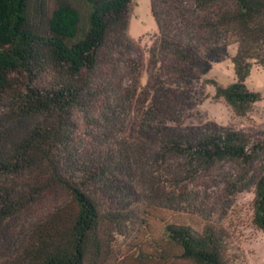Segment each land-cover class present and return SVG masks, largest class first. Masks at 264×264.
Listing matches in <instances>:
<instances>
[{
	"label": "trees",
	"instance_id": "trees-1",
	"mask_svg": "<svg viewBox=\"0 0 264 264\" xmlns=\"http://www.w3.org/2000/svg\"><path fill=\"white\" fill-rule=\"evenodd\" d=\"M150 4L160 40L142 88L146 52L128 34L134 0H0V264H109L128 197L112 178L129 154L148 153L182 184L231 164L228 184L254 188L252 221L264 232V126L193 139L137 122L125 136L150 97L174 116L179 94L159 87L182 84L202 55L232 45L236 81H212L215 98L241 116L262 101L246 81L254 65L264 69V0ZM147 133L151 149L142 145ZM163 240L182 261L231 264L213 228L169 223Z\"/></svg>",
	"mask_w": 264,
	"mask_h": 264
},
{
	"label": "rangeland",
	"instance_id": "rangeland-1",
	"mask_svg": "<svg viewBox=\"0 0 264 264\" xmlns=\"http://www.w3.org/2000/svg\"><path fill=\"white\" fill-rule=\"evenodd\" d=\"M134 2L128 34L146 52L140 83L143 88L148 85L150 51L160 40V34L151 13L150 0ZM236 53L237 45H232L215 54H204L192 71L194 77L180 85L163 84L159 89L163 87L166 91L179 94L174 100V116L158 110L153 105L156 99L150 97L144 109L133 112L125 136L132 134L137 122L164 132L182 129L193 139L210 131L263 127V68L254 65L246 81L248 89L261 93L263 100L245 116L236 115L223 99L215 98L212 81L223 87L236 81L232 62ZM110 125L106 123V126ZM106 131H110L108 127ZM147 137L148 140H141L142 145L151 149L154 147L153 135L147 133ZM101 139L97 132V146L101 144ZM127 159L124 172L112 178L128 197L121 200L125 226L115 236L114 257L109 264H192L175 257L174 250L164 242L165 227L169 223L188 226L199 232L208 228L220 231L231 264H264V232L258 230L252 221L254 188L243 192L232 191L228 184L234 171L231 164L215 171L201 172L198 178L182 184L174 178L178 175H169V169L158 172L148 153L140 156L129 154ZM161 254L167 257L166 260H160ZM141 256L151 259L146 261L140 259Z\"/></svg>",
	"mask_w": 264,
	"mask_h": 264
}]
</instances>
